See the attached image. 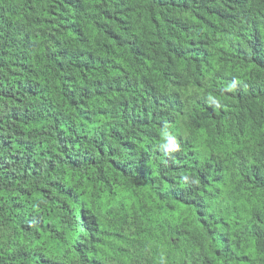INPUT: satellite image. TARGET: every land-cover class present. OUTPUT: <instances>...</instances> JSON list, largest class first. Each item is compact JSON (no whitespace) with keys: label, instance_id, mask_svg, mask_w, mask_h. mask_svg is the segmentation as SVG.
<instances>
[{"label":"trees","instance_id":"1","mask_svg":"<svg viewBox=\"0 0 264 264\" xmlns=\"http://www.w3.org/2000/svg\"><path fill=\"white\" fill-rule=\"evenodd\" d=\"M0 264H264V0H0Z\"/></svg>","mask_w":264,"mask_h":264}]
</instances>
